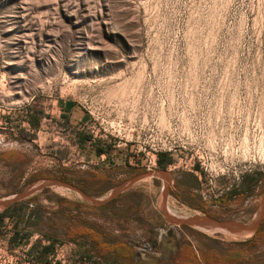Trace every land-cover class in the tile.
<instances>
[{
  "label": "rangeland",
  "instance_id": "1",
  "mask_svg": "<svg viewBox=\"0 0 264 264\" xmlns=\"http://www.w3.org/2000/svg\"><path fill=\"white\" fill-rule=\"evenodd\" d=\"M0 202L19 217L0 225V264H153L150 241L178 232L235 252L254 232L187 219L250 223L262 206L241 264H264V0H0Z\"/></svg>",
  "mask_w": 264,
  "mask_h": 264
},
{
  "label": "trees",
  "instance_id": "2",
  "mask_svg": "<svg viewBox=\"0 0 264 264\" xmlns=\"http://www.w3.org/2000/svg\"><path fill=\"white\" fill-rule=\"evenodd\" d=\"M87 138L84 136L83 138H80L81 142H84ZM99 151H102L99 149ZM169 162V159L164 154H159L158 157V163L160 165H164V163ZM131 194L133 193H125L123 195L117 196L113 198L111 201H108L107 203L103 204L104 207L115 204L116 201L119 199H129L131 198ZM132 200V199H131ZM72 205H77L75 202H71ZM13 206L14 211L18 209V207ZM12 208V209H13ZM10 207H8V210ZM14 212H7V209L0 212V225L3 222L5 218L12 219L14 216ZM17 223V221L15 222ZM262 228L261 225L257 228L253 236L244 241H237L235 244L239 247L237 251L235 252H228V249L225 247H219L215 243L217 240L208 238L213 243L211 244L208 242V244L203 243L201 239H199L198 235L195 232H190L188 237L180 236L176 242H169L171 244V247L168 249L166 253V257H163L165 251L163 250V245L165 244L166 240H169L167 238L163 239L162 241L155 243L150 241L151 239L147 237V239L150 241L152 245L151 250L155 253H158L160 257L151 258L153 264H241V261L244 260L248 256L249 248L252 246H256L258 239L260 235L262 234ZM12 242H16V239H18V232H14L12 237L10 238ZM203 239V238H202ZM205 240V239H203ZM21 241V240H19ZM194 243H193V242ZM123 247V244H117ZM127 248L133 249V247L130 245L128 246L126 244ZM49 249V246L46 247ZM257 249H254L252 252H256ZM111 253V252H110ZM251 253V252H250ZM112 254H117L121 256L120 251H113ZM114 256V255H112ZM119 264H146L143 260L135 261L132 257H129L128 255H125V259H122L119 261Z\"/></svg>",
  "mask_w": 264,
  "mask_h": 264
},
{
  "label": "water",
  "instance_id": "3",
  "mask_svg": "<svg viewBox=\"0 0 264 264\" xmlns=\"http://www.w3.org/2000/svg\"><path fill=\"white\" fill-rule=\"evenodd\" d=\"M46 183L47 184L60 185V186H64L67 189L74 190L90 203H93V204L100 203L96 199L87 196L81 189H79V188H77V187H75V186H73L67 182L61 181L58 178L47 179ZM39 187L40 186H37L35 189H38ZM123 188H124V186L121 187L120 189H123ZM32 190L28 189L25 193H30V192H32ZM5 205H6L5 202H0V206H5ZM262 208H263V206H262ZM262 208H261V212L259 213L258 217L255 218L254 220H252L250 223H243V222L232 220V219H216V218L209 216V215H201V216L195 215V216L187 219V221L191 224L198 226V227L216 228L217 231H214V232H221L222 233L223 230H225V232L235 234L236 236H243L244 233H246L250 230H252V232H255L257 230L259 223H260V216L262 213Z\"/></svg>",
  "mask_w": 264,
  "mask_h": 264
},
{
  "label": "crops",
  "instance_id": "4",
  "mask_svg": "<svg viewBox=\"0 0 264 264\" xmlns=\"http://www.w3.org/2000/svg\"><path fill=\"white\" fill-rule=\"evenodd\" d=\"M58 109H59V112L69 121V122H71V123H75V124H79V123H82V124H84V123H86L87 122V120H88V116H87V114L83 111V110H81V108L77 105V104H75V103H73V102H70V101H59L58 102ZM77 136H78V145H79V148L81 149V148H83V147H85L86 146V144L87 143H90L91 142V139L90 138H88V137H86L87 139L86 140H84V142H81V140H80V138H83L84 136H83V133L80 131L79 133H77ZM96 156H95V159L96 158H103L104 157V154H103V151H99V149L97 150V153L95 154ZM141 179H143L144 177L143 176H139ZM139 179V178H138ZM175 179H173V183L175 182L174 181ZM127 190V189H126ZM20 202L21 201H16L15 203H12V204H10L9 205V207H10V209L12 210V208H13V206L14 205H17V204H19L20 205ZM24 208H26V207H23V209ZM207 215H209V214H207ZM23 216V213H22V215H20V219H21V217ZM209 216H211V215H209ZM213 217V216H212ZM13 218H15V219H18L19 217H18V215H14L13 217H12V219ZM215 218V217H214ZM5 219H7V218H5ZM216 219H220V218H216ZM237 221V220H236ZM182 233V232H181ZM180 233V234H181ZM255 233V232H254ZM179 234V232L178 233H176V234H172L171 236L172 237H169V238H171V239H169L167 236H162V238H159L158 237V239H156V241L154 240V241H152V242H155V243H158V242H160V241H162L164 238H167V239H169L171 242H176L177 241V239L181 236ZM182 234H184V233H182ZM203 234H205V235H207V233L206 232H204L203 231ZM222 234H228V235H234V234H232V233H223L222 232ZM208 237H210V238H213V239H215V237H212V236H210V235H207ZM234 236H236V235H234ZM193 242V241H192ZM194 243V242H193ZM43 249L45 248V247H42ZM150 250H151V248H150ZM152 251V250H151ZM154 252V251H153Z\"/></svg>",
  "mask_w": 264,
  "mask_h": 264
},
{
  "label": "bare ground",
  "instance_id": "5",
  "mask_svg": "<svg viewBox=\"0 0 264 264\" xmlns=\"http://www.w3.org/2000/svg\"><path fill=\"white\" fill-rule=\"evenodd\" d=\"M142 181V180H141ZM263 209V208H262ZM201 228H203L206 232H208V233H213L214 231H217V229L216 228H204V227H201ZM223 232L224 233H228V232H225V230H223ZM249 232H252V230H250V231H248V232H246V233H244V237H247V236H249L250 235V233ZM235 235V234H234ZM234 235H229V236H231L232 238H237L236 236H234ZM228 239V238H227Z\"/></svg>",
  "mask_w": 264,
  "mask_h": 264
},
{
  "label": "built area",
  "instance_id": "6",
  "mask_svg": "<svg viewBox=\"0 0 264 264\" xmlns=\"http://www.w3.org/2000/svg\"><path fill=\"white\" fill-rule=\"evenodd\" d=\"M159 152H160V149H157V148H153L152 149V155L153 156H158L159 155ZM154 160V159H153ZM193 166V165H192ZM195 176H198V169H191L190 170ZM198 179H199V177H198Z\"/></svg>",
  "mask_w": 264,
  "mask_h": 264
}]
</instances>
